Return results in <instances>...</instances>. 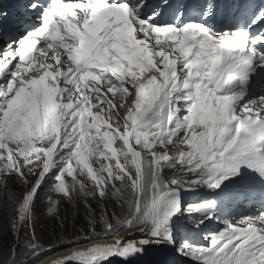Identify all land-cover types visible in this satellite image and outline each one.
Listing matches in <instances>:
<instances>
[{
  "label": "snow or ice",
  "instance_id": "6c2138e0",
  "mask_svg": "<svg viewBox=\"0 0 264 264\" xmlns=\"http://www.w3.org/2000/svg\"><path fill=\"white\" fill-rule=\"evenodd\" d=\"M0 187L4 264H264V0L0 3Z\"/></svg>",
  "mask_w": 264,
  "mask_h": 264
},
{
  "label": "rangeland",
  "instance_id": "374dc122",
  "mask_svg": "<svg viewBox=\"0 0 264 264\" xmlns=\"http://www.w3.org/2000/svg\"><path fill=\"white\" fill-rule=\"evenodd\" d=\"M9 188H10V186H9ZM12 191L17 192L18 187L14 188V190H12ZM191 199H197V197L191 198ZM38 206L40 207L41 203ZM235 207H236L237 212H251L250 211L251 208H247L246 205L243 204V202L237 204ZM81 208H84L83 204L77 203L74 207L72 204H69L66 201H62L59 208H58V216L62 217V215H67L68 213L79 214ZM40 209H41V216H40L41 223H39L37 225V221H36L35 232H36V236L39 239V242L42 243L46 249L51 248L53 246H57V244H58V245L65 246L64 248L60 249L59 251L65 250V249L69 248L66 246L68 241L76 240L85 234L83 230L86 227V220L83 217H81V220H80L81 223H79L78 225H77V222L76 223H73L71 221L68 222V218L63 219V226H61V221H60V219L57 218V216L48 214L46 202H43ZM255 211H257V210H255ZM6 217L7 216L5 215L3 206L0 205V233L7 231V229L5 227L7 220H4ZM43 218H46L48 220L46 221ZM84 221H85V223H84ZM67 224L69 225V228H67ZM79 225H81V226L78 227ZM61 227H62V229H61ZM216 227H222V224H219ZM65 229H66V231H65ZM8 232H10V231H8ZM43 234L50 237L49 239H47L48 240L47 242H45ZM21 236H22V239L28 238L23 230H22ZM61 241H63V242H61ZM14 243H15V241H14ZM7 250H8V247L4 248L2 253H1L0 258L3 260V262L5 260V253L7 252ZM37 263H38V261L35 264H37Z\"/></svg>",
  "mask_w": 264,
  "mask_h": 264
},
{
  "label": "trees",
  "instance_id": "16d2710c",
  "mask_svg": "<svg viewBox=\"0 0 264 264\" xmlns=\"http://www.w3.org/2000/svg\"><path fill=\"white\" fill-rule=\"evenodd\" d=\"M9 186H10V190L12 191V190H14V188H16V187H18V191H17V193H19V192H21L23 189H22V187H20V186H18V185H16V186H13V184L10 182L9 183ZM22 189V190H21ZM42 194V196L44 195V193L42 192L41 193ZM5 197H6V192H5V190L3 189V187H0V205H2L3 206V203H4V200H5ZM43 202H44V200H42L40 203H41V206H42V204H43ZM41 206L39 207H37V210H36V213H35V215H36V221H37V225L39 224V223H41V219H40V216H41ZM72 211V210H71ZM67 214V213H66ZM81 217H83L85 220H86V210H85V208H81V210H80V213L79 214H77V213H68L67 215H62V218L63 219H66V218H68V222H73V223H76L77 222V225L79 224V223H81ZM44 220H48V219H46V218H43ZM4 220H7V217L4 219ZM84 223H85V221H84ZM81 225H79L78 227H80ZM67 228H69V225L67 224ZM61 229H62V227H61ZM65 231H66V229H65ZM43 237H44V239H45V242H47L48 240L47 239H49L50 237L49 236H46V235H44L43 234ZM53 238V237H52ZM51 238V239H52ZM14 241H15V238H14V235L11 233V232H8V230L7 231H5V232H1L0 233V257H1V253H2V251H3V249L4 248H6V247H9L10 245H13V244H15L14 243ZM16 242V241H15ZM61 242H63V241H61ZM58 243V242H57ZM65 246H63V245H58L57 244V246H53V247H51V249H53V251H51V252H47V253H45L42 257H41V259L42 258H44L45 256H47V255H49V254H51V253H54V252H56L57 250H59V249H61V248H64ZM37 261H32V262H30V264H34V263H36ZM0 264H4V262H3V260L0 258Z\"/></svg>",
  "mask_w": 264,
  "mask_h": 264
},
{
  "label": "bare ground",
  "instance_id": "6f19581e",
  "mask_svg": "<svg viewBox=\"0 0 264 264\" xmlns=\"http://www.w3.org/2000/svg\"><path fill=\"white\" fill-rule=\"evenodd\" d=\"M255 209H257V208H252V211H254ZM132 231L136 232L137 230H132ZM120 235L121 236H129V238H132L130 236V233H128V232H121ZM98 242L111 243L112 241L111 240H107V241H98ZM86 246H87V244H80L79 245V247H86ZM72 250H74V248L73 247H69V248H67L65 250L52 253V254L46 256V258L44 257V259H41V261H38L37 264H51V261L62 258L63 256L67 255Z\"/></svg>",
  "mask_w": 264,
  "mask_h": 264
},
{
  "label": "clouds",
  "instance_id": "9594fccd",
  "mask_svg": "<svg viewBox=\"0 0 264 264\" xmlns=\"http://www.w3.org/2000/svg\"><path fill=\"white\" fill-rule=\"evenodd\" d=\"M77 204V203H76Z\"/></svg>",
  "mask_w": 264,
  "mask_h": 264
}]
</instances>
